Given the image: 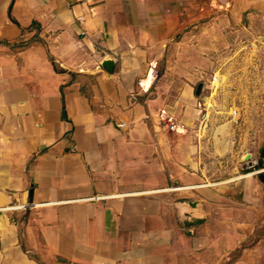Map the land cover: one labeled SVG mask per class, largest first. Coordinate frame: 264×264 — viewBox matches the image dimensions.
Instances as JSON below:
<instances>
[{
    "label": "crops",
    "instance_id": "1",
    "mask_svg": "<svg viewBox=\"0 0 264 264\" xmlns=\"http://www.w3.org/2000/svg\"><path fill=\"white\" fill-rule=\"evenodd\" d=\"M228 4L264 0H0V264H264V155L205 174L192 69L217 68ZM192 14L213 15L197 47Z\"/></svg>",
    "mask_w": 264,
    "mask_h": 264
},
{
    "label": "rangeland",
    "instance_id": "2",
    "mask_svg": "<svg viewBox=\"0 0 264 264\" xmlns=\"http://www.w3.org/2000/svg\"><path fill=\"white\" fill-rule=\"evenodd\" d=\"M230 8V4L220 7L232 17L226 16L222 31L213 39L217 49L211 59L217 61V68L206 70L207 73L197 65L192 69L195 95L200 102L196 108L203 120V113L206 114V136L211 141L205 171L211 179L230 178L252 170L245 156L250 152L258 157L264 155V7L241 10L238 17L229 12ZM212 17L200 20L198 14H192L176 43L197 47L200 31ZM175 54L177 59L182 55ZM191 55L199 54L192 51ZM263 167L261 163L257 169Z\"/></svg>",
    "mask_w": 264,
    "mask_h": 264
},
{
    "label": "built area",
    "instance_id": "3",
    "mask_svg": "<svg viewBox=\"0 0 264 264\" xmlns=\"http://www.w3.org/2000/svg\"><path fill=\"white\" fill-rule=\"evenodd\" d=\"M150 72H152L153 74L154 77L153 80L158 78L160 74L158 68L156 67H154V69L152 68ZM157 118L160 126L169 132L184 134L188 131L187 125L182 120H180V118H178L174 113L168 110V108L166 107L159 109L157 113ZM256 163H258L257 160ZM13 207H17V206H13Z\"/></svg>",
    "mask_w": 264,
    "mask_h": 264
},
{
    "label": "water",
    "instance_id": "4",
    "mask_svg": "<svg viewBox=\"0 0 264 264\" xmlns=\"http://www.w3.org/2000/svg\"><path fill=\"white\" fill-rule=\"evenodd\" d=\"M103 65H104L105 67H107V69H108L109 71H113V69H114V62H113L112 60H110V59L105 60V61L103 62ZM250 157H251V155L248 154V156H247V160H249ZM190 204H191L193 207H196V205H197L196 202H191ZM186 217H187V219L184 221V224H185L186 227H192V226L199 225V224L205 222V220H206V219L203 218V217H193L191 214H187Z\"/></svg>",
    "mask_w": 264,
    "mask_h": 264
},
{
    "label": "trees",
    "instance_id": "5",
    "mask_svg": "<svg viewBox=\"0 0 264 264\" xmlns=\"http://www.w3.org/2000/svg\"><path fill=\"white\" fill-rule=\"evenodd\" d=\"M33 24L36 25L37 22H34ZM35 38H38V37H34L33 40H35ZM39 40H40V39H39ZM29 43H30L29 41H22V42H20V43H16L15 46H16V47H17V46H18V47H19V46H21V47H25V46L29 45ZM261 163H263V161L261 162V159H260L259 162H258V164H257V166L260 165ZM261 176H262V178H263V177H264V174H262Z\"/></svg>",
    "mask_w": 264,
    "mask_h": 264
},
{
    "label": "bare ground",
    "instance_id": "6",
    "mask_svg": "<svg viewBox=\"0 0 264 264\" xmlns=\"http://www.w3.org/2000/svg\"><path fill=\"white\" fill-rule=\"evenodd\" d=\"M149 75H151V78L154 79L152 72H150ZM149 81H151V79Z\"/></svg>",
    "mask_w": 264,
    "mask_h": 264
}]
</instances>
